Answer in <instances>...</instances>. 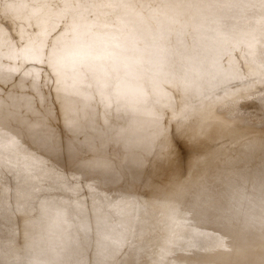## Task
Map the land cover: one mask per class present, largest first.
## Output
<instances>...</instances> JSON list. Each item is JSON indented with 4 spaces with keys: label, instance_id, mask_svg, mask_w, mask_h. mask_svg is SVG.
<instances>
[{
    "label": "rangeland",
    "instance_id": "rangeland-1",
    "mask_svg": "<svg viewBox=\"0 0 264 264\" xmlns=\"http://www.w3.org/2000/svg\"><path fill=\"white\" fill-rule=\"evenodd\" d=\"M34 1L0 0V30L12 29L10 16L27 17ZM41 1L59 11L52 36L67 33L44 51L62 49L70 36L84 52L66 50L71 67H42L36 89L20 71L0 78V127H22V140L71 188L42 182L5 209L19 178L1 166L0 264H262L264 233L246 232L240 220L246 208L264 216V0ZM170 6L180 13L169 14ZM208 6L217 24L205 30L199 7ZM91 46L110 56L91 55ZM119 74L134 88L128 101L140 99L136 129L117 102L101 118ZM61 83L76 85L74 135L51 94ZM142 122L148 146L139 150L129 143ZM126 149L139 167L128 169ZM103 162L114 177L99 172Z\"/></svg>",
    "mask_w": 264,
    "mask_h": 264
},
{
    "label": "bare ground",
    "instance_id": "bare-ground-1",
    "mask_svg": "<svg viewBox=\"0 0 264 264\" xmlns=\"http://www.w3.org/2000/svg\"><path fill=\"white\" fill-rule=\"evenodd\" d=\"M37 1V5L31 9L29 15L27 17L24 18H15L12 19V29L8 30L6 27H4L3 30V34L0 35V78H6V80H10L14 77V75L20 71V79H22L23 81H25L24 79H30L32 81L31 85L32 88L36 89V87L38 86L40 77H41V73H42V67L45 68V66L49 65L52 67H71L74 64V60L72 58H70L68 55H65L66 50L69 48H74L76 50V53H83L84 49L79 46L78 44H73L71 42V38L70 36L67 38L66 42H64V47L62 49H58V50H54L51 52V54H47L44 49L49 45H57L59 43L62 42V37L66 36V35H62L61 32L60 34H58V36L53 37L52 33L55 30H61V29H57L58 28V24H59V20H57L56 18L58 17L59 11L52 9L50 7H41V0H35L34 2ZM198 1V0H197ZM200 1V0H199ZM203 1V0H202ZM205 1V0H204ZM250 1V0H249ZM31 2V1H30ZM188 2V1H187ZM191 2V1H190ZM194 2V1H192ZM196 2V1H195ZM194 2V3H195ZM206 3V1H205ZM196 4V3H195ZM204 4V3H203ZM183 5V4H182ZM188 5H192V4H188ZM200 5V4H199ZM223 5V4H222ZM175 6V4H174ZM174 6H170L166 9V11L169 12V14L171 15H178V13H180L178 11V8H174ZM201 6V5H200ZM261 6V5H260ZM181 7V6H180ZM191 7V6H189ZM189 7H185L186 9ZM198 7V6H197ZM196 7V8H197ZM202 7V6H201ZM200 8V17L203 20V24L205 26V30L210 28L211 26H213L215 23L217 24V22H214L215 20L213 19V15H214V11H212V9L209 8ZM219 7V6H217ZM247 7V6H246ZM263 7V6H262ZM46 8V9H45ZM50 8V9H49ZM194 8V7H193ZM195 8V9H196ZM215 8V6H214ZM220 8V7H219ZM264 8V7H263ZM180 9V8H179ZM183 9V10H186ZM192 10V9H191ZM220 10V9H219ZM195 11V10H193ZM221 11L223 13H226L225 10ZM231 11V10H229ZM234 11V10H233ZM187 12V10L185 11ZM190 12V11H189ZM216 12V11H215ZM220 12V11H218ZM220 13L223 16V13ZM183 13V12H182ZM191 13V12H190ZM189 13V14H190ZM199 13V12H198ZM233 13V12H232ZM249 13V12H248ZM227 14V13H226ZM175 15V16H176ZM219 15V14H217ZM229 15V14H228ZM166 16V15H165ZM220 16V15H219ZM218 16V17H219ZM215 17V15H214ZM217 17V16H216ZM225 17V16H224ZM230 17V16H229ZM240 17V16H239ZM168 18V16H167ZM170 18V17H169ZM190 18V17H189ZM199 18V17H198ZM220 18V17H219ZM244 18V17H243ZM164 19V18H163ZM217 19V18H216ZM238 19V18H237ZM263 20V19H262ZM164 21V20H163ZM162 21V22H163ZM225 21V20H224ZM247 21V20H246ZM258 21V20H257ZM185 22V21H184ZM183 23V22H182ZM199 23V21H198ZM234 23V22H233ZM238 23V22H237ZM259 23V22H257ZM163 24V23H162ZM168 24V23H166ZM165 24V25H166ZM224 24V23H223ZM186 25V23H185ZM235 26V24H232ZM168 26V25H167ZM183 26V25H182ZM198 26V25H197ZM218 26V25H217ZM247 26V25H246ZM264 26V25H263ZM79 27V26H78ZM162 27V26H161ZM190 27V26H189ZM200 27V26H198ZM226 27V26H225ZM240 27V26H239ZM244 27V26H243ZM242 27V28H243ZM3 28V27H0ZM184 28V26H183ZM227 28V27H226ZM256 28V27H255ZM258 28V27H257ZM256 28V29H257ZM164 29V28H162ZM167 29V28H166ZM203 29V28H202ZM203 29V30H204ZM217 29V28H216ZM232 29V28H231ZM237 29V28H236ZM254 29V28H253ZM0 30V31H1ZM68 31L75 33L76 29L74 27H68L67 29ZM201 30V29H200ZM199 30V31H200ZM204 30V31H205ZM210 30V29H209ZM255 30V29H254ZM157 31V30H156ZM172 31V30H171ZM212 31V30H211ZM225 31V30H224ZM236 31V30H235ZM234 31V32H235ZM258 31V30H257ZM77 32V31H76ZM85 32V31H84ZM82 32V33H84ZM152 32V31H151ZM216 32V31H215ZM254 32V31H253ZM260 32V30H259ZM154 33V32H153ZM205 33V32H204ZM1 34V33H0ZM207 34V33H206ZM215 34V33H214ZM256 34V33H255ZM260 34V33H259ZM262 34V33H261ZM260 34V35H261ZM103 35V34H102ZM216 35V34H215ZM228 35V34H227ZM105 36V35H104ZM104 36L102 38H104ZM158 36V35H157ZM167 36V35H166ZM224 36V35H223ZM232 36V33H231ZM94 37V36H93ZM93 37H91L90 39H92ZM150 37V36H149ZM215 37V36H214ZM217 37V36H216ZM201 38V37H200ZM219 38V36H218ZM217 38V39H218ZM234 38V37H233ZM83 39V38H82ZM89 39V40H90ZM207 39V38H206ZM214 39V38H213ZM216 39V38H215ZM227 39V37H226ZM241 39V38H240ZM97 40V39H96ZM197 40V39H196ZM201 40V39H200ZM204 40V39H203ZM222 40V38H221ZM83 41V40H82ZM239 41V40H238ZM122 42V41H121ZM229 42V41H228ZM101 43V44H100ZM124 43V42H123ZM213 43V42H212ZM233 43V42H232ZM112 45V43H110ZM119 44V43H118ZM145 44V43H144ZM150 44V43H149ZM148 44V45H149ZM189 44V43H188ZM98 48L100 50H102L103 48L105 49V43H102L101 39H99L98 41ZM119 46V45H118ZM222 46V45H220ZM92 48H90L89 53L91 55H103V56H110L108 50L104 51V53L102 51H100L97 53L96 48L94 46H91ZM102 47V48H101ZM113 47V45H112ZM115 47H116V43H115ZM120 47V46H119ZM162 47V46H161ZM230 47V46H229ZM143 48V47H142ZM152 48V47H151ZM89 49V48H88ZM117 49V48H116ZM115 49V51H117ZM121 49V48H120ZM168 49V48H166ZM212 49V48H211ZM244 49V48H243ZM147 50L149 51V49L147 48ZM119 51V50H118ZM141 51V50H140ZM154 51V50H153ZM158 51L160 53V49L155 50ZM194 51V50H193ZM248 51V50H247ZM145 52V50H144ZM143 52V53H144ZM118 53V52H117ZM141 52H139L140 54ZM141 53V54H143ZM162 53V52H161ZM160 53V54H161ZM250 53V52H249ZM116 54V53H115ZM158 54V53H157ZM217 54V53H216ZM253 54V53H252ZM118 55V54H117ZM116 56V55H115ZM198 57V56H197ZM10 59L15 61V64L13 65H5V63L2 61V59ZM115 58V57H114ZM152 58V57H151ZM150 58V59H151ZM194 58V57H193ZM219 58V57H218ZM118 59V57H117ZM149 59V60H150ZM147 60V61H149ZM208 60V59H207ZM146 61V62H147ZM152 61V60H151ZM155 61V60H154ZM219 61V60H218ZM77 62V59H76ZM91 64V63H90ZM102 65V64H101ZM154 65V64H153ZM142 66H144V64H142ZM144 68V67H143ZM142 68V70H143ZM147 68V67H146ZM135 69V68H134ZM149 69V68H147ZM84 70V69H83ZM141 70V72H142ZM140 71V70H139ZM149 72V71H148ZM119 80H118V86H117V90H116V94L114 96L110 97V103L112 102H117V104H119L120 106H123L125 111H126V115L131 118V124H132V128L137 127L135 125V120H136V115L134 114L133 108L136 107L138 108V104L140 103V99L139 97H135L134 100L132 102L128 101V96L130 91L134 90V88L131 87V85H129L130 83H128L126 80H124V78L121 77V75L119 74ZM145 77V76H144ZM102 78H106V76L104 75ZM1 89V88H0ZM76 91V85L75 84H67V83H61L55 87L52 88V92L51 94L53 95V99L54 101L59 103V109H60V118H62V120L67 124V130L69 132L72 133V135H74V133H78L79 130V126L77 125V123L74 122V119L72 120V112L75 109V106L73 105V95ZM22 99H24V102L26 100V104L28 105L29 102L31 103V101L29 100V97L23 96L21 97ZM263 98V97H261ZM255 99V98H254ZM264 99V98H263ZM110 103H108L110 105ZM242 103V102H241ZM257 103V102H255ZM252 104V103H250ZM258 104V103H257ZM242 105V104H241ZM240 105V106H241ZM253 105V104H252ZM260 106V103L259 105ZM262 106V105H261ZM260 106V107H261ZM104 107V106H103ZM101 108L102 113H103V117H105V109ZM247 107V106H245ZM249 107V106H248ZM241 108V107H239ZM250 108V109H249ZM249 110H252L253 113V109H251V107H249ZM258 108V107H256ZM261 109V108H260ZM245 110V109H244ZM259 110V109H257ZM70 111V112H69ZM255 111V110H254ZM69 112V113H67ZM83 113L85 114H89L87 111H83ZM224 112V111H223ZM245 112V111H244ZM81 113V112H80ZM217 113V112H216ZM257 114V113H256ZM141 115V114H140ZM71 118L68 121L67 118ZM144 122V121H143ZM142 122L140 129L135 133L134 137L132 138L133 140L130 141V145H136V147H139V150L142 148L147 147V139L146 136L143 132L144 128L146 127L145 124ZM21 123V122H20ZM18 123V124H20ZM65 124V125H66ZM10 129V130H9ZM26 129V128H25ZM136 129V128H135ZM76 131V132H75ZM23 129L22 127L17 129V128H12V127H0V168L1 166H5L6 169H8L9 171H14L13 173H15V177L19 178V184L18 187H16L15 191H14V195L15 198L13 200V202L8 203L9 206L6 207L5 209H14L17 205L16 202H18V200H20L19 198L22 196V198L24 197L23 195L25 193H27V197L28 194L33 192V191H37L39 189H41L42 186V182H44L45 184H53L56 183L57 184L59 182H61L62 184H64L65 187H69L71 188L70 185L66 184V181L63 179L66 178L65 176H62L63 174H56L54 169H52L53 167L51 166H47L45 164V158L41 157L38 154V150L36 149L35 146L26 143L24 140H22V135H23ZM119 135V133H118ZM138 138V139H137ZM140 138V139H139ZM127 147V146H126ZM128 148V147H127ZM131 150V149H130ZM128 149H126V155H125V161L127 162V167L128 169H135L137 167H139V163H138V158H133L132 154L134 155L135 153H133V151H130ZM135 150V149H134ZM122 151V150H121ZM148 151V150H147ZM137 156V155H136ZM142 156V155H141ZM139 157V155H138ZM147 157V156H146ZM141 159V158H140ZM67 165V163H66ZM102 167H104V176L105 178L107 177H114L116 175L115 170L113 169V167L109 164H104ZM107 173V175H106ZM136 175V174H135ZM70 178V177H69ZM70 180V179H69ZM182 184V183H180ZM178 184L177 187H175V191L177 194H182L183 192L180 190L181 187H183V185ZM60 185V184H59ZM179 192V193H178ZM34 193H31V195ZM76 202V201H75ZM16 204V205H15ZM23 209V207H22ZM144 210V209H143ZM162 216V222L165 223H170V218L167 217L165 219L164 216V212H161ZM142 216V215H141ZM151 217V214H150ZM15 218V217H14ZM13 218V219H14ZM158 218L157 221H155V219H153L154 223H157L159 221ZM148 219L147 218H140L137 221V224L135 226V228L139 231L142 230L141 226H145L146 225V221ZM15 221V220H14ZM161 222V223H162ZM137 231V232H138ZM135 233V232H134ZM139 238V235H138ZM137 238V239H138ZM79 241V240H78ZM136 243V242H135ZM134 243V244H135ZM119 246V245H118ZM121 248V247H120ZM71 251V250H70ZM111 251V250H110ZM31 252V251H30ZM66 253V252H65ZM69 253V252H68ZM27 254V253H26ZM35 254V253H34ZM48 254V253H47ZM67 254V253H66ZM29 255V253H28ZM68 255V254H67ZM27 257V256H26ZM38 257V256H37ZM50 257V256H49ZM58 257V256H57ZM62 257V255L60 256V258ZM67 257V256H65ZM62 257V258H65ZM35 258V256H34ZM16 260V259H15ZM28 260V259H27ZM60 260V259H59ZM64 260V259H62ZM66 260V259H65ZM43 261V260H42ZM14 262V261H13ZM20 262V261H19ZM62 262V261H61ZM61 262H59L61 264ZM64 262V261H63ZM15 263H18V261H15ZM41 263V262H40ZM51 263V262H50ZM49 263V264H50ZM54 264V263H52Z\"/></svg>",
    "mask_w": 264,
    "mask_h": 264
},
{
    "label": "water",
    "instance_id": "water-1",
    "mask_svg": "<svg viewBox=\"0 0 264 264\" xmlns=\"http://www.w3.org/2000/svg\"><path fill=\"white\" fill-rule=\"evenodd\" d=\"M6 12L8 13V15L10 14L11 15V13H10V11H8V10H6ZM10 18H11V20H12V17L10 16ZM113 103V102H112ZM112 103H110V104H112ZM118 105V107H121L119 104H117ZM103 108L105 109V117H103V113L101 114V118L103 119V120H107V113H108V111H109V104H103ZM122 108V107H121ZM82 110H85V109H80V111H81V113H83L82 112ZM122 110L126 113V111H125V109L124 108H122ZM91 111H93V110H91ZM70 112V111H69ZM69 112H67V113H69ZM85 114V113H84ZM92 114V112H90L89 114H87V115H91ZM104 164H109L110 165V163H108V162H103L102 164H100V166H101V169H100V171L99 172H101V174L104 176V172H105V170H104V167H102ZM93 165H96L95 163L93 164ZM106 175H107V173H106ZM104 178H105V176H104ZM243 195H240V198L242 197ZM238 197V196H237ZM245 212H246V214H244L243 213V216L241 217L242 218V220H240L241 222H243V228L246 230V232H250V231H252V230H255V231H258L260 234H262V233H264V216H263V214L262 213H260V212H258V211H253V210H251L250 208H246L245 209ZM254 216V218L255 217H258V220H256L255 221V223L254 224H250L249 223V220H250V217L251 216ZM262 264H264V262L262 263Z\"/></svg>",
    "mask_w": 264,
    "mask_h": 264
}]
</instances>
